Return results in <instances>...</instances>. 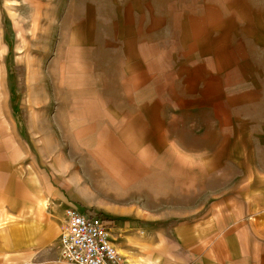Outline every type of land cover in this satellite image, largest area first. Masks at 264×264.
Here are the masks:
<instances>
[{
	"label": "crops",
	"instance_id": "obj_1",
	"mask_svg": "<svg viewBox=\"0 0 264 264\" xmlns=\"http://www.w3.org/2000/svg\"><path fill=\"white\" fill-rule=\"evenodd\" d=\"M85 5L98 19L112 11L110 29L62 42L49 58L46 97L33 93L44 75L27 61L34 98L21 101L22 134L0 60V264H64L54 241L60 219L46 204L67 202L51 149L72 137L111 140L86 152L110 156L98 163L122 185L143 177V187L160 188L146 191L145 209L148 200L178 203L159 219L171 227L114 221L110 241L128 264H264V0ZM257 91L256 120L216 114L257 107ZM217 122L259 124L257 157L248 146L233 161L232 140L249 136L233 138L232 125L221 133Z\"/></svg>",
	"mask_w": 264,
	"mask_h": 264
},
{
	"label": "rangeland",
	"instance_id": "obj_2",
	"mask_svg": "<svg viewBox=\"0 0 264 264\" xmlns=\"http://www.w3.org/2000/svg\"><path fill=\"white\" fill-rule=\"evenodd\" d=\"M85 2L86 0H83V3ZM81 4L82 0H0V60L5 64L7 70L10 109L19 128H21V132H19L21 134L25 132L24 123L26 120L21 101L31 100L34 98L33 93L36 95L41 93L40 98L46 97L49 58L60 50L62 42L73 34L79 37L81 34L86 36L87 33H91L94 37L99 36L100 38L101 35L106 36L110 29L105 24L111 18L112 11H100L99 14L102 15L100 20L96 16L97 12L86 8V5L84 10L81 11ZM103 6L106 7V3ZM28 60H32L35 65L34 68L40 70V73L44 75V80L40 82V84L43 83V90H39L38 87L31 93L25 67L28 65ZM38 78L39 75H35L36 83L40 81V78ZM257 85L259 87V76L257 77ZM256 99L258 101L257 107H233L232 112L217 108L215 111L216 114L220 115L228 116L231 114L233 119L246 113L256 120L255 115L259 116V91L256 92ZM249 110H253V114ZM207 114L208 112L203 110L199 115ZM214 125L219 127L221 133H223L221 126L232 125V130L229 131L232 133L233 138L249 136V139L243 140L242 143L235 139L232 140L233 161L238 160L241 149H246L248 146L252 147L254 158L257 157V154H259V127L257 125L259 124L249 123L247 129H244L242 123L234 122L232 124L217 122ZM53 142L55 147H52L51 150L55 152L54 163L57 174L54 182L57 186L61 185L56 189L60 192L63 191L67 202L65 204V202H52L53 200H50L46 204V209L52 214V217L57 220L60 219L59 232L55 235L54 241L57 244L59 258L62 263L67 264L61 257L60 232L64 227V216L68 208L75 207L74 209H78L86 217L106 220L109 223V236L114 221L118 219L130 222L139 221L146 226L165 225L171 227L174 224V221L164 222L165 220H159L173 214V209L178 205L173 199L164 202L162 206L159 205L157 199L153 203L148 200L147 206L150 208L145 209L144 207L145 203L143 201L147 199L145 197L146 191L160 195V188L143 187V177L130 181L129 185H122L98 163L105 164L109 162L110 156H93L86 152L89 149L94 151L98 148V145L102 144L104 146L105 143L108 144L111 140L72 137L53 139ZM127 144L125 142V146ZM43 148L44 150L41 148L40 161L46 162L44 163L46 166V164L48 165L46 158L48 151L50 152V147L48 148L46 144L43 145ZM102 158H105V160ZM189 158L191 159V156ZM65 159L69 160L66 161ZM170 159L171 156H169ZM150 220H153V222H150ZM120 256L122 255L120 254ZM122 258L127 262L126 258L123 256Z\"/></svg>",
	"mask_w": 264,
	"mask_h": 264
},
{
	"label": "built area",
	"instance_id": "obj_3",
	"mask_svg": "<svg viewBox=\"0 0 264 264\" xmlns=\"http://www.w3.org/2000/svg\"><path fill=\"white\" fill-rule=\"evenodd\" d=\"M60 232V250L67 264H127L109 241V223L82 215L77 209L65 212Z\"/></svg>",
	"mask_w": 264,
	"mask_h": 264
}]
</instances>
